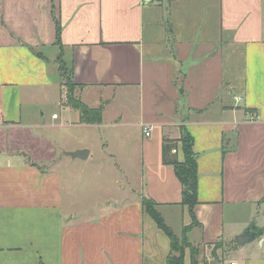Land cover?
Segmentation results:
<instances>
[{"label":"crops","instance_id":"obj_1","mask_svg":"<svg viewBox=\"0 0 264 264\" xmlns=\"http://www.w3.org/2000/svg\"><path fill=\"white\" fill-rule=\"evenodd\" d=\"M144 1L0 0V264H166L171 241L143 199L197 250L196 264L216 247L223 264H264V0ZM188 59L186 74H171L172 61ZM60 62L101 124H81L67 106ZM164 67L169 74L159 75ZM146 79L166 99L163 112L133 124L138 189L127 197L123 188L109 209L76 213L65 201L76 190L72 176L65 184L59 167H85L91 151L72 159L84 146H65L62 134L102 126L107 106L133 99ZM127 125L118 115L115 126ZM181 129L197 166L193 218L163 163L164 146L168 159L184 162ZM250 225L262 232L239 248L235 237Z\"/></svg>","mask_w":264,"mask_h":264},{"label":"rangeland","instance_id":"obj_2","mask_svg":"<svg viewBox=\"0 0 264 264\" xmlns=\"http://www.w3.org/2000/svg\"><path fill=\"white\" fill-rule=\"evenodd\" d=\"M192 60L186 61H172L169 65L171 67V74L176 75V72L182 73L188 72L189 66L192 65ZM193 70L195 68H192ZM225 69V68H224ZM159 75H167L165 67L161 70ZM196 71V69H195ZM226 75V74H225ZM233 75H239V72L235 71ZM177 78H173L175 81ZM167 80V79H165ZM160 84H165L166 81H156ZM62 83L64 80L62 79ZM153 83V84H152ZM154 86V81H145L144 89L142 92H136L133 99L128 98L127 102H115L112 101L104 112L103 125L90 128H72L66 130L65 134H62L63 140L66 142L65 146L71 147L75 145L84 146L85 150L91 151L90 160L83 166H76L73 168H66L60 166L59 170L64 175V182L67 184L71 182L74 184L73 193L69 192V195L65 194V201L73 206L75 212H85L83 209L86 207H101L110 208L112 204L124 199L125 193L123 188H128L127 197L131 196L133 190L138 189L139 181L142 178V163L140 158V144H139V128L133 127V124L139 121V114L142 115L144 122H149L154 117V112L159 109L163 112L164 102L166 98L160 95L150 93V88ZM152 88V87H151ZM159 91H165L160 88ZM183 91V87L180 86L179 92ZM159 93V92H158ZM175 93L172 90L171 94ZM182 93V92H181ZM166 95V93H165ZM86 100H94L93 93H87ZM183 99L180 98L181 102ZM154 106L155 109H154ZM123 115V119L126 118L127 126L116 127L115 121L118 115ZM57 115L60 116L59 111ZM71 122V121H70ZM69 123V122H68ZM83 149V150H84ZM81 163V162H80ZM82 165V164H81ZM76 186V187H75ZM87 212V211H86ZM79 214V213H78ZM178 229V225H173ZM177 231V244L175 249L187 253L190 257L196 254L197 250L190 246L181 238V235ZM214 248L205 258L204 262L200 261V264H223V260L219 255H215ZM196 252V253H195ZM195 255V256H196ZM228 261L230 259H227Z\"/></svg>","mask_w":264,"mask_h":264},{"label":"trees","instance_id":"obj_3","mask_svg":"<svg viewBox=\"0 0 264 264\" xmlns=\"http://www.w3.org/2000/svg\"><path fill=\"white\" fill-rule=\"evenodd\" d=\"M168 34L171 30L167 24ZM60 26L56 22V33L58 40L60 38ZM60 71L62 79L64 80L63 86L66 92V104L70 108L79 113L80 123L86 125H99L102 123V114L100 110H93L88 108L82 103L75 95L77 86L73 83L71 77L66 73L65 65L60 62ZM179 142L182 144L184 154V162L179 163L176 160H170L167 157L168 148L163 147V163L171 166L174 174L182 187V205L186 206L192 216V210L197 204V166L195 155L192 152V138L190 135L181 129V136ZM142 206L148 216H150L156 223L157 227L164 232L171 241V253L167 257L166 264H184V254L175 249L177 239L172 234L171 230L165 225L161 215L155 209V203L149 199L142 200ZM193 218V216H192ZM195 223V222H194ZM186 242V240L184 239ZM187 243V242H186ZM196 253V252H195ZM196 254L191 255L192 264H196Z\"/></svg>","mask_w":264,"mask_h":264},{"label":"water","instance_id":"obj_4","mask_svg":"<svg viewBox=\"0 0 264 264\" xmlns=\"http://www.w3.org/2000/svg\"><path fill=\"white\" fill-rule=\"evenodd\" d=\"M68 155L72 159H81L85 160L88 156V150H78L72 153H68ZM261 230L256 228L253 225L248 226L246 230H244L241 234L235 237L236 245L239 248H242L244 245L253 242L256 238H258L261 234Z\"/></svg>","mask_w":264,"mask_h":264},{"label":"built area","instance_id":"obj_5","mask_svg":"<svg viewBox=\"0 0 264 264\" xmlns=\"http://www.w3.org/2000/svg\"><path fill=\"white\" fill-rule=\"evenodd\" d=\"M143 3L144 4L149 3V0H145ZM55 118H56V116H53V119H55ZM151 130H152L151 127H149V126H143L142 127V132H143L144 137H149L150 134H151Z\"/></svg>","mask_w":264,"mask_h":264}]
</instances>
